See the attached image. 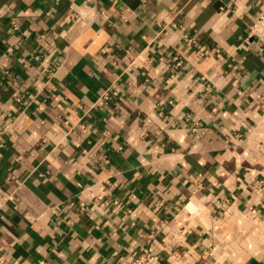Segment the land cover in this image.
Here are the masks:
<instances>
[{
  "label": "crops",
  "instance_id": "obj_1",
  "mask_svg": "<svg viewBox=\"0 0 264 264\" xmlns=\"http://www.w3.org/2000/svg\"><path fill=\"white\" fill-rule=\"evenodd\" d=\"M263 9L0 0V264H264Z\"/></svg>",
  "mask_w": 264,
  "mask_h": 264
},
{
  "label": "built area",
  "instance_id": "obj_2",
  "mask_svg": "<svg viewBox=\"0 0 264 264\" xmlns=\"http://www.w3.org/2000/svg\"><path fill=\"white\" fill-rule=\"evenodd\" d=\"M14 28L16 27V24H13ZM186 40L189 44H191L193 47H199V42L194 37H190L188 34L185 36ZM249 38L256 39L262 46H264V9L259 13L257 19L254 21L250 28L249 32ZM201 50L204 52L205 55H213L215 53H219L218 49L215 48H202ZM177 64H180L178 62ZM109 98L108 94L103 95L98 101L97 104L102 106L105 104L107 99ZM15 196L13 194H0V215L2 214L5 206L11 202L14 201ZM126 264H167L165 257L155 251V249L152 246L143 247L142 250L128 263Z\"/></svg>",
  "mask_w": 264,
  "mask_h": 264
}]
</instances>
